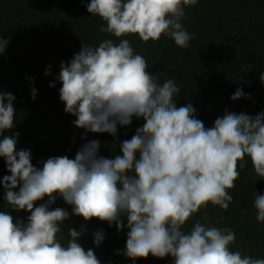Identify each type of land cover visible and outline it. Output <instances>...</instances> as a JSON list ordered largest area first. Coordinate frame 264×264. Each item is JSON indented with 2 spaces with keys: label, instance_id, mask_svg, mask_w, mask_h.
Here are the masks:
<instances>
[{
  "label": "clouds",
  "instance_id": "1",
  "mask_svg": "<svg viewBox=\"0 0 264 264\" xmlns=\"http://www.w3.org/2000/svg\"><path fill=\"white\" fill-rule=\"evenodd\" d=\"M197 2L91 0L87 4V11L106 23L99 31L119 43L112 39L98 47L83 43L79 53L61 63L56 79L62 84L65 112L77 117V128L116 137L118 125L130 126L134 117L143 118V126L123 141L122 155L114 159L100 156V142L93 140L74 159L52 157L42 169L34 167L30 151H17L19 133L15 138L4 135L15 126V96L0 91V157L11 173L3 178L5 200L12 211L30 213L25 224L9 212H0V264H101L92 249L85 250L78 242L83 229L69 228L66 244L57 238L60 225L69 219L62 208L50 210L57 195L85 221L98 219L123 230L126 220L125 255L133 261L151 255L171 256L174 264H264V259L230 250L236 240L230 228L197 220L184 230L209 203L229 208L233 201L229 190L236 186L245 157L256 176L264 179V113L252 117L225 112L213 127L205 128L191 104L177 107L175 97L181 89L175 81L159 84L145 58L134 54L124 39L138 35L147 43L166 35L178 47L187 48L195 36L184 28L182 19L185 8ZM10 42V37H0V55ZM50 74L49 68L45 75ZM260 80L264 82V74ZM31 91L35 99L36 89ZM241 98L250 97L238 88L231 99ZM45 197L47 203L35 206ZM254 207L257 221L264 222V195H255ZM103 240V231H96L95 245Z\"/></svg>",
  "mask_w": 264,
  "mask_h": 264
},
{
  "label": "trees",
  "instance_id": "2",
  "mask_svg": "<svg viewBox=\"0 0 264 264\" xmlns=\"http://www.w3.org/2000/svg\"><path fill=\"white\" fill-rule=\"evenodd\" d=\"M90 2L0 0V37L11 38L6 52L0 55V91L15 96V126L4 135L15 138L19 133L17 151H30L32 164L39 169L52 157L74 159L93 140L100 142V156L114 159L122 155L123 141L130 140L145 122L134 117L130 126L118 125L117 136L113 137L77 128L74 124L77 117L65 112L59 91L62 84L56 79L61 63H68L81 51L83 43L91 47H98L105 39L119 43L118 38L99 31V26L106 27V23L87 11ZM182 24L195 36L187 48L178 47L166 35L147 43L138 35L124 37L134 54L145 58L149 73L159 77V84L168 79L175 81L181 89L175 97L177 107L191 104L205 128L213 127L225 112L252 117L264 113V82L260 80L264 74V0H198L196 5L185 8ZM49 68L51 74L46 76ZM51 84L55 87H50ZM238 88L250 98L233 101L231 96ZM139 156L137 153L136 158ZM238 170L236 186L229 190L233 197L229 208L223 210L209 203L192 216L184 230H190L197 220L221 229L230 228L236 236L230 250L264 259V222L257 221L254 207L255 195H264V179L256 176L248 157L240 162ZM9 175L6 161L0 157V212H9L15 221L26 224L30 213L12 211L5 200L3 178ZM47 200L45 197L35 206ZM49 207L69 213V219L60 225L62 231L57 238L61 243L66 244L70 239L69 228L78 232L83 229L78 242L85 250L92 249L101 264H174L171 256L161 259L149 255L135 261L128 258L126 220L123 230L98 219L85 221L73 215L72 206L59 195ZM96 231L104 233L99 247L94 243Z\"/></svg>",
  "mask_w": 264,
  "mask_h": 264
}]
</instances>
